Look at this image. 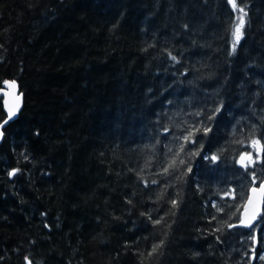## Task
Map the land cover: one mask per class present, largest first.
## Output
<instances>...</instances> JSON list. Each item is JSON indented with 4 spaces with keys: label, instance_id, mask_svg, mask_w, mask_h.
<instances>
[{
    "label": "trees",
    "instance_id": "trees-1",
    "mask_svg": "<svg viewBox=\"0 0 264 264\" xmlns=\"http://www.w3.org/2000/svg\"><path fill=\"white\" fill-rule=\"evenodd\" d=\"M236 3L0 0V89L25 96L0 147V264H264V210L234 226L264 180V0Z\"/></svg>",
    "mask_w": 264,
    "mask_h": 264
},
{
    "label": "snow or ice",
    "instance_id": "snow-or-ice-1",
    "mask_svg": "<svg viewBox=\"0 0 264 264\" xmlns=\"http://www.w3.org/2000/svg\"><path fill=\"white\" fill-rule=\"evenodd\" d=\"M228 2L232 5V7L234 9L237 8V3L236 0H228ZM241 13H244V9L243 8H239L238 9ZM244 15H246V13H244ZM238 24L236 26V28L233 31V37H234V42H233V46H232V51L235 52L236 51V45L239 43V40L242 36V29L245 26V20H244V16H240L238 17ZM172 59H176L175 57H172ZM19 110V104H16L14 108L9 109V113H8V120H11L14 116H16L17 112ZM217 111H219V109H217ZM197 115H199V113H197ZM8 120L4 121V124L8 123ZM3 125L0 124V128H2ZM200 131V129H193L188 131V134L183 136L182 139L184 141V144L180 145V149L179 152H177L175 154V156L173 157V159L169 162L168 166L165 167L163 169L164 173H169L170 170H174L177 167H179L180 165H184L186 163V161L184 159H181L179 156L180 152H184L185 149V144L187 143H195V134L196 132ZM3 133L0 132V136H2ZM254 150L257 153V156L259 157L261 154H264V144H261L260 140H253L252 142ZM192 155H198L199 153H191ZM210 159H212L213 161L217 160L218 157L217 156H212L210 157ZM239 163L241 164V166L243 168H245V170H247L249 167H255V163L256 160L253 159V154L252 153H247L246 155H242L239 159ZM192 169L189 166L187 168V172H191ZM13 175L15 174V172L12 173ZM252 180L253 182L256 181V176L253 173L252 174ZM152 183H156V181H152ZM233 198L235 199V196L233 195ZM240 199L242 200H246V205L245 207V211L248 210V208H255L258 212L259 207L261 205H264V182H260L259 186L256 187L255 184H253L252 188H251V195H247L246 193L243 192V190L240 193ZM173 205L175 206V202H173ZM256 219V213H254L251 217H249L247 220H242L241 224H243L245 227H249L252 224V221ZM155 223L159 224L160 220H156ZM160 247V245H154L152 251L155 252L158 248ZM259 259L264 260V255H261L259 257ZM29 264H31V262H29Z\"/></svg>",
    "mask_w": 264,
    "mask_h": 264
},
{
    "label": "water",
    "instance_id": "water-1",
    "mask_svg": "<svg viewBox=\"0 0 264 264\" xmlns=\"http://www.w3.org/2000/svg\"><path fill=\"white\" fill-rule=\"evenodd\" d=\"M4 97L3 99V103H4V108L7 112V117H5V119H3L2 121H0V124L3 125L2 128H0V132L3 133L2 136H0V147L2 145V143L4 142L5 139V135H6V128L16 119H18L20 117V114L24 108L25 105V96L24 93L21 92V86L19 84V82L17 80H7L4 82V86L0 89V99ZM16 104H19V110L16 114V116H14L11 120H8V113H9V109H12L15 107ZM8 120L7 124H4V121ZM258 187V186H256ZM251 195V192H250ZM264 210V205H261L259 207V210L257 212V210L255 208H248L247 211H245V209L242 212V220H247L249 217H251L254 213H256V219H254L252 221L251 226L249 227H245L243 224H241V221L239 222V226L240 227H245V228H253L254 226H256V224L259 222L260 217L263 213ZM258 240V234H256V242Z\"/></svg>",
    "mask_w": 264,
    "mask_h": 264
},
{
    "label": "bare ground",
    "instance_id": "bare-ground-1",
    "mask_svg": "<svg viewBox=\"0 0 264 264\" xmlns=\"http://www.w3.org/2000/svg\"><path fill=\"white\" fill-rule=\"evenodd\" d=\"M22 92V91H21ZM3 99H4V97H2L0 100L2 101V104H3V109H4V111H5V113H6V117H7V112H6V110H5V108H4V103H3ZM5 119V118H4ZM3 120V119H2ZM1 120V121H2ZM261 182H264V180H262ZM260 184V183H259ZM259 184H257V185H255V186H259ZM252 188V187H251ZM250 192H251V189H250V191H249V196H250ZM246 203L247 202H245V204H244V206L246 205ZM245 209V207L243 208V210ZM243 212V211H242ZM241 218H242V214H241ZM240 221H241V219H240ZM239 221V222H240ZM239 222L238 223H236L234 226H236V227H240L238 224H239Z\"/></svg>",
    "mask_w": 264,
    "mask_h": 264
}]
</instances>
